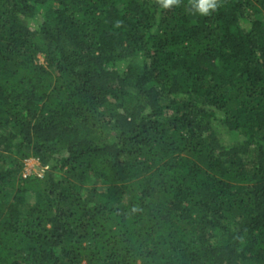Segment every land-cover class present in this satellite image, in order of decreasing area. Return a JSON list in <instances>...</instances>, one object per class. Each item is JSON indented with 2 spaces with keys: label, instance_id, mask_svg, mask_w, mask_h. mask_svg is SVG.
Listing matches in <instances>:
<instances>
[{
  "label": "trees",
  "instance_id": "trees-1",
  "mask_svg": "<svg viewBox=\"0 0 264 264\" xmlns=\"http://www.w3.org/2000/svg\"><path fill=\"white\" fill-rule=\"evenodd\" d=\"M164 2L0 0V264H264V0Z\"/></svg>",
  "mask_w": 264,
  "mask_h": 264
},
{
  "label": "rangeland",
  "instance_id": "rangeland-1",
  "mask_svg": "<svg viewBox=\"0 0 264 264\" xmlns=\"http://www.w3.org/2000/svg\"><path fill=\"white\" fill-rule=\"evenodd\" d=\"M263 17L264 18V12L260 13V18ZM39 62L40 63H43V58L41 56H39ZM233 136L231 135H227V134H224L223 136V140L224 141H229V140H232ZM26 169H29V172H31L32 174H35V175H39L41 176L44 171H43V166L41 167L39 165V162L38 161H35V159H32L31 161H29L28 163H26V166H25ZM93 179H89L87 182H86V186H89V185H92V184H96V185H99L100 183L99 182H92Z\"/></svg>",
  "mask_w": 264,
  "mask_h": 264
},
{
  "label": "clouds",
  "instance_id": "clouds-1",
  "mask_svg": "<svg viewBox=\"0 0 264 264\" xmlns=\"http://www.w3.org/2000/svg\"><path fill=\"white\" fill-rule=\"evenodd\" d=\"M177 3V0H165L164 7H169ZM213 6V0H200L201 14H207V9Z\"/></svg>",
  "mask_w": 264,
  "mask_h": 264
},
{
  "label": "built area",
  "instance_id": "built-area-1",
  "mask_svg": "<svg viewBox=\"0 0 264 264\" xmlns=\"http://www.w3.org/2000/svg\"><path fill=\"white\" fill-rule=\"evenodd\" d=\"M32 159H29V160H26L25 161V166H26V163H28L29 161H31ZM35 161H37V160H35ZM39 165H40V163H39ZM25 166L23 167V171H22V176H26V175H28V174H32L31 172H29V169H26L25 168ZM41 167L43 166V165H40ZM47 169V166L45 165V166H43V171L44 170H46ZM39 176V175H38Z\"/></svg>",
  "mask_w": 264,
  "mask_h": 264
}]
</instances>
